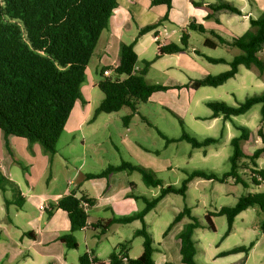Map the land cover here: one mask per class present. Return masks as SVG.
<instances>
[{
	"label": "trees",
	"instance_id": "16d2710c",
	"mask_svg": "<svg viewBox=\"0 0 264 264\" xmlns=\"http://www.w3.org/2000/svg\"><path fill=\"white\" fill-rule=\"evenodd\" d=\"M152 3L166 4L168 9L172 7V0H153ZM117 6L118 0H0V130L3 132L6 147L11 155L10 137L28 140L31 148L38 143L50 158L56 155L59 139L76 102L81 100L86 103L81 90L86 80V69L100 36L108 28L110 18ZM198 6L209 10L208 18L222 10L242 14L238 8L226 2L205 3ZM168 19L167 15L160 22L140 29L131 43L124 44L120 52L119 65L111 76H104L102 71V80L98 87L104 94V99L95 110L94 116L101 113H116L128 107L131 112L123 117L124 125H128L138 113L140 103H147L154 93L173 89L170 86L148 83L146 75L154 60L139 62L135 51V45L140 37L157 29ZM188 30L209 33L216 38H205L204 47L207 49L214 50L219 46H227L241 51L230 61L196 52L210 63L228 64L230 68L217 75L209 74L193 80L188 87L194 90L201 87H220L236 77L240 66L248 69L254 67L259 74L264 73V59L261 56L264 49V12L257 19H250V29L246 33L231 39L223 38L213 30L207 31L202 25H195L194 22L188 25ZM188 40V35L184 33L179 44L170 43L161 46L155 59L187 51ZM257 104L261 105L257 135L262 141V146L251 154L244 152L241 145L242 142L250 140V129L235 123L234 127L240 135L230 141L233 149L229 158L230 169L223 174L203 169H195L191 172L184 170L186 177L180 187L174 185L163 187L162 182L154 174L140 165L122 161L118 165H109L98 174L87 175L88 179L104 178L120 171L128 173L137 171L142 175L146 186L160 187V194L152 200L140 197L145 204L140 212L95 224L96 228H101L103 234L115 223L129 224L136 220L142 223V227L133 234L134 237L143 239L142 254L135 259L129 258L130 242H125L119 244L109 255V264H124V261L126 264H155L154 253L157 246L145 218L167 195L177 194L185 197L190 183L195 179L221 183L232 179L245 188L254 186L257 189L264 184V167L258 164V160L264 155V92L248 96L237 105H230L224 101L206 103L212 111L211 118L223 115L225 119L244 115ZM179 121L181 125L184 124L182 120ZM183 140L189 142L193 148H202L217 143L219 139L208 137L198 140L184 131L179 139L166 138V144ZM0 191L3 193L6 207L11 204L21 206L18 202L21 196L18 186L1 170ZM8 191L12 192V198L7 196ZM84 202L89 203L90 206L94 204V200L85 196L77 198L74 194H70L52 204L48 211V216L55 209L67 212L71 228L68 234L60 237V241L68 249L78 248L75 233L87 225L88 211L83 207ZM249 208H258L264 213V191L247 193L240 196L235 205L223 206L218 212L208 213L207 225L215 230L212 217L225 216L227 237L233 230L236 217ZM184 218L189 219V222L179 234L182 263L199 264L196 260L198 249L194 233L202 223L192 213L190 207L184 206L175 215L163 236L165 237ZM259 228L264 235V220ZM254 244L236 246L220 252L217 256L226 257L238 253L248 255ZM90 256V254L81 256L80 264H91ZM93 261L95 264H105L95 258Z\"/></svg>",
	"mask_w": 264,
	"mask_h": 264
},
{
	"label": "crops",
	"instance_id": "0c3cea01",
	"mask_svg": "<svg viewBox=\"0 0 264 264\" xmlns=\"http://www.w3.org/2000/svg\"><path fill=\"white\" fill-rule=\"evenodd\" d=\"M220 1L230 4L229 0ZM236 1L239 2V10L242 14L233 13L236 15V18L233 19L228 17L227 12L229 13V11L226 10L216 12L212 17L208 18L209 13L207 10L198 6L208 2L217 4V0H172L170 9H168L166 4L153 5V0H118V6L114 9L108 28L102 32L94 55L86 69V80L81 87L86 103L81 100L76 102L64 132L59 139L56 155L50 158L49 155L43 152L42 147L38 143L31 148L28 140L10 137L11 155L6 147L3 132L0 130V170L18 186L21 194L18 199L21 206L18 207L16 204H11L6 207L3 193L0 191V264H80V257L84 254H90L93 259L95 258L105 264H109V255L119 244L125 242H130L129 258L135 259L142 254L143 239L133 236L134 231L142 227L141 221L136 220L129 224L115 223L103 234L101 228L95 227V224L99 221L130 216L144 208L138 202L139 197L143 196L135 193L139 186L138 182L141 183L140 179L136 180V176L127 171L113 173L104 178L88 179L87 175L98 174L109 165L120 164L123 159L119 163L110 162L101 167L91 166L92 169L82 173L81 168L83 170L86 166V152L80 153L75 148L77 145V135L75 133L82 132L86 125L93 126L102 117V114L109 115L103 121L110 127L112 115L118 114L121 110L116 113H101L94 116L95 110L104 99V94H101V96L98 94V91H101L98 84L102 80V71H114L119 65L122 46L131 43L138 35L140 29L160 22L167 15L168 21L162 22L157 29L146 33L138 39L135 51L139 62L142 60H154L146 75L148 83L173 87V89L165 91L166 93H171L170 101H172L174 106L180 107L182 105L188 110L192 102V92L196 91L188 86L193 80L212 74L208 71L207 65H215L196 52H201L209 57L212 56L206 50L201 51L196 47H190L188 44V49L185 52L168 54L155 59L158 50L161 46L170 43L179 44L184 33L188 35L189 42L193 37L192 33L197 32L188 30V25L191 22H194L195 25H202L207 31L213 30L226 39L243 35L250 29V19H257L264 12V0ZM225 18L227 20L223 21ZM165 32L168 34L166 42L163 44L157 42L156 36L163 35ZM221 47L229 49L230 58L225 57L228 61L241 53L237 48ZM217 48H220V46ZM204 49L207 48L204 47ZM250 70L256 72L254 67L248 69L240 66L239 73L233 78L239 81L240 91L245 86L247 87L246 79ZM257 74L258 76L264 75V73L259 74V72ZM158 93L163 92L154 93L148 102L151 103ZM232 96L234 101L228 99V104L237 105L251 95H248L245 99L237 98L235 94ZM95 97L99 98L100 101L98 103H95ZM138 114L139 110L133 118ZM211 115L207 118H210ZM121 117L123 120L124 116ZM196 118L199 119V117ZM210 119L212 128L217 125L218 121L223 119L225 121L224 129H226L231 140L240 135V133L233 134L230 132L231 127L239 132L234 127L235 123L246 126L237 122L236 117L225 119L223 115H220ZM125 126L129 131V124ZM65 133L68 135L64 138L63 143L66 148H59V143ZM121 142H123L125 148L136 156L137 160L143 159L145 154L133 142L125 139ZM82 146L85 145L83 144ZM70 147L74 148L69 150ZM64 158L65 166L69 170L73 166L71 163L72 159L82 158V163L80 170L76 171L74 179L68 180L64 191L56 192L57 176L60 171L59 161ZM259 166L261 167L260 164ZM21 170L23 171L22 175H20ZM44 181L46 184L45 190L37 191V188ZM70 182L72 183L70 184ZM6 194L9 198L13 196L11 191ZM70 194H74L77 198L85 196L94 200V204L87 210L88 220L86 227L75 233L78 242L77 249H68L60 241V237L68 234L71 228L67 212L55 209L48 216L50 206ZM45 202L49 209L42 213L39 210V206ZM32 209H34V212H31ZM188 222L189 219H182L169 231L171 234L167 233L165 237L163 236V242L158 243L157 250L154 253L155 264H183L179 234ZM125 229H128V233H125ZM26 233H29V235H25ZM109 234L117 235L115 241L109 239ZM170 235L174 236L169 239ZM14 238H17L18 242L14 243ZM138 238L142 239L141 245L135 246ZM11 244H14V246H11ZM255 244L251 251L254 250ZM197 249L199 252L198 247ZM222 251H226V249H223L222 246H217L210 255L211 263L209 264H247L251 252L248 255L238 253L226 257H218L217 255ZM124 264H126V261H124Z\"/></svg>",
	"mask_w": 264,
	"mask_h": 264
},
{
	"label": "rangeland",
	"instance_id": "374dc122",
	"mask_svg": "<svg viewBox=\"0 0 264 264\" xmlns=\"http://www.w3.org/2000/svg\"><path fill=\"white\" fill-rule=\"evenodd\" d=\"M217 1V3L221 2L220 0ZM229 1L230 5L239 9L238 1ZM227 14L229 18H236V15L233 13L227 12ZM221 18L223 19V17ZM226 20L227 18L223 21ZM192 34L193 37L189 41L190 43L188 42L190 47H196L201 51L206 50L209 55L215 58H230L229 49L222 47L216 50L204 49V38H214L209 33L194 32ZM261 56L264 59V49L261 52ZM207 66L208 71L212 73L211 75H217L229 69V66L226 64ZM257 72V70L256 72L253 70L249 71L246 79L247 87L245 86L241 91L239 90V81L233 78L217 88H199L200 90L192 92V102L188 110L182 105L180 107L174 106L172 101H170L171 93H158L151 103H140L138 105L139 114L131 119L128 126L130 128L129 131L121 117L129 114L131 110L128 107H124L118 114L112 115L110 127L103 121L109 115L102 114V117L93 126L86 125L82 132L75 133L77 135V145L75 148L80 153L86 152V166L83 170L81 168L82 173L92 169L91 166L101 167L110 162L119 163L123 159V161L140 165L151 174H154L162 182L163 187L169 185L180 187L183 179L186 177L184 170L191 172L195 169H203L219 174L229 171V158L233 152L230 144L231 137H229L226 129H224L225 121L223 119L218 121L215 127L212 128L210 126L211 117H207L212 114V111L207 107L206 103L208 101H224L229 103L228 99L234 101L233 94L237 98L245 99L248 95L253 96L263 93L264 75L258 76ZM98 94L101 96L103 93L98 91ZM94 100L95 103L100 101L98 97H95ZM260 110L261 105L257 104L246 114L236 117L237 122L246 125L250 129V140L242 142L241 145L243 151L246 153H252L262 146L261 139L257 135L261 119ZM195 117H199V119H195ZM179 120H182L184 124L181 125ZM230 130L233 134L240 133L233 127ZM184 131L198 140H204L208 137L218 138L219 140L215 144L202 148H193L185 140L166 144V138L179 139ZM67 136V133L63 135L59 148H66V146H63V143L64 138ZM123 139L133 142L145 154L142 160H137L136 156L125 148L123 142H121ZM83 144L85 146H82ZM73 148L70 147L69 150ZM81 159H72L71 163L73 166L70 167V170L65 166V158L59 161L60 171L57 176L56 192L64 191L68 180L74 179L76 171L80 170ZM258 163L261 167L264 166V155L258 160ZM131 173H133V176H136V180L139 178L141 182L137 181L139 186L135 190L136 194L142 195L149 200L160 194V187H148L144 184L142 175L139 172ZM22 174L23 171L21 170L20 175ZM45 188L46 184L44 181L37 188V191L45 190ZM255 191H264V186L258 189L254 186L245 188L240 184H236L232 179H228L224 183L195 179L190 183L185 197L177 194L167 195L146 216L145 220L157 246L158 243L163 242V233L173 221L176 213L182 210L184 206H188L202 223L194 233L196 246L199 248L196 258L199 264L211 263L210 255L217 246H222L223 249L228 250L236 246H250L251 243L256 244L254 250L250 252L247 264H264V235L259 228L260 223L264 220V213L262 211L258 208H249L242 212L236 217L233 230L227 237L225 236L227 231L225 216L212 217L215 230L208 227L206 220L208 213L218 212L223 206L235 205L240 196ZM138 202L141 206L145 207L141 199ZM31 212H34V209ZM125 233H128V229H125ZM173 236L170 235L169 239ZM108 237L110 240L115 241L117 235L109 234ZM141 240V238H138L135 246H140ZM15 242H18L17 238H14ZM11 246H14V244H11Z\"/></svg>",
	"mask_w": 264,
	"mask_h": 264
},
{
	"label": "built area",
	"instance_id": "2783aa9c",
	"mask_svg": "<svg viewBox=\"0 0 264 264\" xmlns=\"http://www.w3.org/2000/svg\"><path fill=\"white\" fill-rule=\"evenodd\" d=\"M167 32H165L163 35H160V36H156V41L157 42H160L161 44L165 43L166 40H167ZM137 69V68H136ZM114 71H111V70H104L103 72V75L106 76V77H109L113 74ZM72 182H70L71 184ZM83 207L88 210V208L90 207V204L87 203V202H84L83 203ZM49 209V206L45 203H42L40 206H39V210L43 213L45 212L46 210ZM90 260H91V264H95L94 261H93V258L90 256Z\"/></svg>",
	"mask_w": 264,
	"mask_h": 264
}]
</instances>
